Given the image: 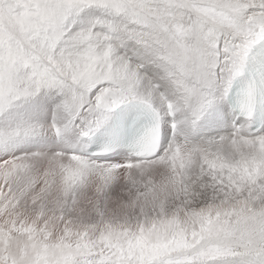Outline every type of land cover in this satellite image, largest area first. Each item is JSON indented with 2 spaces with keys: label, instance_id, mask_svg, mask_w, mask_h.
Wrapping results in <instances>:
<instances>
[{
  "label": "snow or ice",
  "instance_id": "obj_1",
  "mask_svg": "<svg viewBox=\"0 0 264 264\" xmlns=\"http://www.w3.org/2000/svg\"><path fill=\"white\" fill-rule=\"evenodd\" d=\"M0 264H264V0H0Z\"/></svg>",
  "mask_w": 264,
  "mask_h": 264
}]
</instances>
